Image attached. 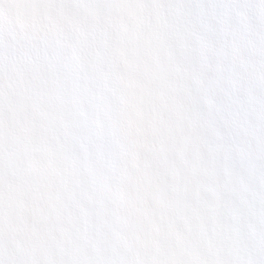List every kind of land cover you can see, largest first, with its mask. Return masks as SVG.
Instances as JSON below:
<instances>
[{"label": "snow or ice", "instance_id": "obj_1", "mask_svg": "<svg viewBox=\"0 0 264 264\" xmlns=\"http://www.w3.org/2000/svg\"><path fill=\"white\" fill-rule=\"evenodd\" d=\"M0 264H264V0H0Z\"/></svg>", "mask_w": 264, "mask_h": 264}]
</instances>
